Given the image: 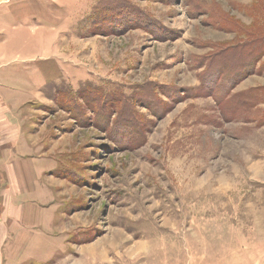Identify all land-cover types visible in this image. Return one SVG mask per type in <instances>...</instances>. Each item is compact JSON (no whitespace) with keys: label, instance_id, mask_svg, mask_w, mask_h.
Wrapping results in <instances>:
<instances>
[{"label":"rangeland","instance_id":"1","mask_svg":"<svg viewBox=\"0 0 264 264\" xmlns=\"http://www.w3.org/2000/svg\"><path fill=\"white\" fill-rule=\"evenodd\" d=\"M0 8V264H264V0Z\"/></svg>","mask_w":264,"mask_h":264},{"label":"crops","instance_id":"2","mask_svg":"<svg viewBox=\"0 0 264 264\" xmlns=\"http://www.w3.org/2000/svg\"><path fill=\"white\" fill-rule=\"evenodd\" d=\"M8 15L9 10L0 8V50H2L5 45H11L12 41L9 40V37L15 32L14 26L12 24L13 19Z\"/></svg>","mask_w":264,"mask_h":264},{"label":"bare ground","instance_id":"3","mask_svg":"<svg viewBox=\"0 0 264 264\" xmlns=\"http://www.w3.org/2000/svg\"><path fill=\"white\" fill-rule=\"evenodd\" d=\"M147 248V247H146ZM144 250V249H143ZM146 252V251H145Z\"/></svg>","mask_w":264,"mask_h":264}]
</instances>
